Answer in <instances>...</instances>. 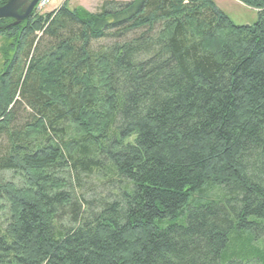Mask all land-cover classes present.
Here are the masks:
<instances>
[{
  "label": "trees",
  "instance_id": "obj_1",
  "mask_svg": "<svg viewBox=\"0 0 264 264\" xmlns=\"http://www.w3.org/2000/svg\"><path fill=\"white\" fill-rule=\"evenodd\" d=\"M238 1L253 24L214 0L0 19V264H248L232 233L264 234V0ZM96 170L115 191L87 199Z\"/></svg>",
  "mask_w": 264,
  "mask_h": 264
},
{
  "label": "rangeland",
  "instance_id": "obj_2",
  "mask_svg": "<svg viewBox=\"0 0 264 264\" xmlns=\"http://www.w3.org/2000/svg\"><path fill=\"white\" fill-rule=\"evenodd\" d=\"M41 0L38 4V10L43 13L51 12L59 8L65 0H48V2L42 4ZM72 7L81 6L84 9L90 12L99 11L102 3L105 0H69ZM128 1V0H121ZM217 6L227 14L230 19L238 25H251L257 20V11L244 5L238 0H214ZM6 42V41H5ZM2 36H0V72L4 68V61L2 58V45L5 43ZM5 49V48H4ZM8 52V51H7ZM11 54V53H9ZM106 172V170H104ZM104 171H94V174L90 176L81 175V186L75 182V179L67 176L70 182H75V187L78 189V192H84L85 197L87 199L92 198H100L102 194L110 193L112 194L115 191L108 182L107 175H105ZM7 177L9 179L13 178V174L11 172L7 173ZM121 183H118L119 186ZM220 190L215 189V192L218 193ZM97 198V199H98ZM3 205H0V222L5 223V213L7 212V208H3ZM254 234V232H243L242 238H238L239 235L236 233H232V255L236 253V250H240L241 253L244 252V255L248 257V264H264V234L257 237L253 243L248 245L247 236ZM238 236V237H237ZM240 242L243 243L244 246H240ZM235 256V254H234Z\"/></svg>",
  "mask_w": 264,
  "mask_h": 264
},
{
  "label": "water",
  "instance_id": "obj_3",
  "mask_svg": "<svg viewBox=\"0 0 264 264\" xmlns=\"http://www.w3.org/2000/svg\"><path fill=\"white\" fill-rule=\"evenodd\" d=\"M41 0H8L0 6V19L10 18L13 22L9 26H14L26 21L38 6Z\"/></svg>",
  "mask_w": 264,
  "mask_h": 264
},
{
  "label": "built area",
  "instance_id": "obj_4",
  "mask_svg": "<svg viewBox=\"0 0 264 264\" xmlns=\"http://www.w3.org/2000/svg\"><path fill=\"white\" fill-rule=\"evenodd\" d=\"M46 2H48V0H43V1H42V4H43V3H46Z\"/></svg>",
  "mask_w": 264,
  "mask_h": 264
}]
</instances>
